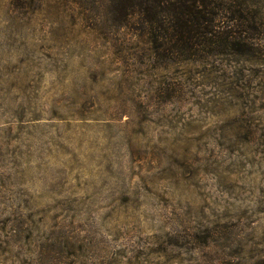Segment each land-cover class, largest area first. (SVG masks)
I'll list each match as a JSON object with an SVG mask.
<instances>
[{"label":"rangeland","instance_id":"1","mask_svg":"<svg viewBox=\"0 0 264 264\" xmlns=\"http://www.w3.org/2000/svg\"><path fill=\"white\" fill-rule=\"evenodd\" d=\"M112 1L0 0V264H264V0L194 56Z\"/></svg>","mask_w":264,"mask_h":264},{"label":"trees","instance_id":"2","mask_svg":"<svg viewBox=\"0 0 264 264\" xmlns=\"http://www.w3.org/2000/svg\"><path fill=\"white\" fill-rule=\"evenodd\" d=\"M12 1L24 6L31 0ZM210 1L113 0L111 12L121 26L133 13H138L153 32L157 51L167 46L171 55L194 56L198 48L211 44L217 33L212 29L215 21L209 17Z\"/></svg>","mask_w":264,"mask_h":264}]
</instances>
